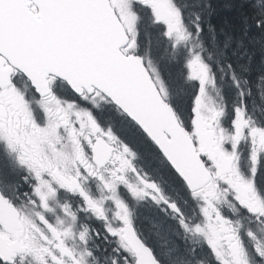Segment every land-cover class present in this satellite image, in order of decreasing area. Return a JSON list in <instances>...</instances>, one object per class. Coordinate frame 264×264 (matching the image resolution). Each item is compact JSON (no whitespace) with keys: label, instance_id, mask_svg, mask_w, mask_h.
Masks as SVG:
<instances>
[{"label":"snow or ice","instance_id":"obj_1","mask_svg":"<svg viewBox=\"0 0 264 264\" xmlns=\"http://www.w3.org/2000/svg\"><path fill=\"white\" fill-rule=\"evenodd\" d=\"M0 264H264V0H0Z\"/></svg>","mask_w":264,"mask_h":264}]
</instances>
